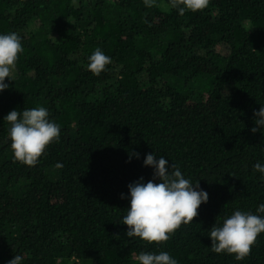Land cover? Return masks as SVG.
Listing matches in <instances>:
<instances>
[{"label":"trees","instance_id":"16d2710c","mask_svg":"<svg viewBox=\"0 0 264 264\" xmlns=\"http://www.w3.org/2000/svg\"><path fill=\"white\" fill-rule=\"evenodd\" d=\"M156 5L0 0V34H18L24 49L0 93V264L15 255L21 264H138L141 252L161 251L177 264H264V233L242 261L212 252L209 238L237 210L264 215L253 170L264 165V130L250 131L264 106V0H210L183 16L168 0ZM97 48L112 63L94 76ZM38 106L61 133L28 167L13 162L4 117ZM150 153L209 197L159 246L128 238L121 224L128 185L153 179Z\"/></svg>","mask_w":264,"mask_h":264},{"label":"clouds","instance_id":"9594fccd","mask_svg":"<svg viewBox=\"0 0 264 264\" xmlns=\"http://www.w3.org/2000/svg\"><path fill=\"white\" fill-rule=\"evenodd\" d=\"M145 7H155L156 0H143ZM210 0H168L170 9H177L183 16L186 11L202 12L208 8ZM147 22V21H145ZM24 51L21 37L12 32L0 34V93L9 85L5 80H12L20 54ZM87 70L94 76H99L112 63L109 56L99 48L88 58ZM255 126L251 133L264 130V106L253 113ZM4 121L10 126L8 137L11 141L13 162L28 167H35L47 148L60 139V126L49 120L45 107L10 111ZM264 132V131H262ZM133 155L139 158L138 153ZM131 159V157H130ZM145 167L155 171L153 179L147 183L143 178L129 184L130 206L126 210L121 224L127 226L125 235L128 238H138L145 245H161L167 242L182 226L190 225L199 215V208L208 202V193L200 189L199 182L193 186L186 179L179 167L154 153L147 154ZM57 168L62 167L57 163ZM254 172L258 171L264 180V165L257 163ZM159 180V183L154 182ZM122 199L125 197L122 195ZM257 212L264 214V204ZM264 233V215L250 212L235 211L223 220L222 226L211 227L209 238L211 251L216 254H228L236 261L244 260L251 253V248L260 234ZM138 264H177L167 251L159 254L141 252L136 256ZM22 257L15 255L8 264H21Z\"/></svg>","mask_w":264,"mask_h":264},{"label":"rangeland","instance_id":"374dc122","mask_svg":"<svg viewBox=\"0 0 264 264\" xmlns=\"http://www.w3.org/2000/svg\"><path fill=\"white\" fill-rule=\"evenodd\" d=\"M220 49V51L222 52V53H225L226 52V48L224 47V46H222L221 48H219Z\"/></svg>","mask_w":264,"mask_h":264}]
</instances>
